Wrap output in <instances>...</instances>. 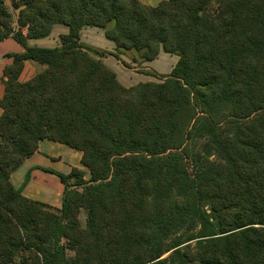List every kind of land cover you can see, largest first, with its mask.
<instances>
[{"label":"trees","instance_id":"trees-1","mask_svg":"<svg viewBox=\"0 0 264 264\" xmlns=\"http://www.w3.org/2000/svg\"><path fill=\"white\" fill-rule=\"evenodd\" d=\"M7 1L0 43L24 52L0 80V264H264V0H10L17 18ZM56 25L60 47L27 45ZM85 27L115 54L82 44ZM162 51L171 74L130 88L103 61ZM45 140L90 175L37 168L60 180V208L23 195L30 174L11 182Z\"/></svg>","mask_w":264,"mask_h":264},{"label":"crops","instance_id":"crops-1","mask_svg":"<svg viewBox=\"0 0 264 264\" xmlns=\"http://www.w3.org/2000/svg\"><path fill=\"white\" fill-rule=\"evenodd\" d=\"M139 1L146 6L156 7L165 0ZM68 32L69 30L67 27L63 25H56L53 27L50 36L43 39L28 40L27 45L32 48L54 49L61 46V37L66 35ZM80 41L82 44L90 45L100 51L110 53L116 52V45L106 39L104 31L101 29L91 27L83 28L80 32ZM23 52V47L12 38L0 43V80L4 75V70L13 63V59L9 56L13 54H21ZM103 61L117 75V79L120 84L126 88L136 86L140 83L154 82V78L151 76L144 75L140 72L135 73L126 71L122 64L112 57L105 58ZM178 61L179 58L177 56L169 55L162 51L155 61L146 63L142 67L148 72L165 76L171 74ZM31 65V62L25 63L24 71L20 78L21 81H24L23 79L26 77L24 76L25 73L27 75L25 81L31 79L33 75H35L34 71L30 72V74L25 72L28 66ZM3 95L4 86L0 84V98H2ZM1 114L2 110L0 109V116ZM66 149H68L66 146L54 143L52 141L45 140L41 142L38 152L30 159L26 160L24 164L12 175L11 182L14 188H21L25 183L27 175L30 174V179L26 184V187L23 189V195L26 198L33 201L37 200L36 196H33V194L30 192L31 187L39 189L42 194L57 196L56 192H53V190L47 189L44 186H47V183H51L54 185V190H61L60 187L62 185L58 177L47 174L41 170H38L37 168L53 170L64 175L70 174L72 169L79 168L78 166L81 163L82 156H79L80 154L78 151L76 152V155H73ZM67 159L69 160V163H66ZM47 205L49 204L47 203ZM50 205L54 208H60L61 206L57 204Z\"/></svg>","mask_w":264,"mask_h":264},{"label":"rangeland","instance_id":"rangeland-1","mask_svg":"<svg viewBox=\"0 0 264 264\" xmlns=\"http://www.w3.org/2000/svg\"><path fill=\"white\" fill-rule=\"evenodd\" d=\"M7 4H8V7L10 8V10H12V12L14 13V15H15V17L17 18V15H18V12L17 11H15L14 9H13V7H12V5H11V1L10 0H8L7 1ZM69 34V32L66 34V35H68ZM66 35H63V36H66ZM62 36V37H63ZM85 46H87V47H92V46H90V45H85ZM113 54H115V53H113ZM119 56V58L121 59V61H123V62H125L129 67H127V66H124L123 65V63L121 62V61H119L121 64H122V66H123V68L126 70V71H129V72H140L141 73V71L142 70H144V68L142 67L143 65L141 64V61L139 60V59H137L136 57H137V55L135 54V53H124V54H120V55H118ZM108 58V57H107ZM112 58H114V59H116L115 57H112ZM137 59V63H134L133 62V60L134 59ZM117 60V59H116ZM37 68H38V66L35 64V63H32V65L31 66H28V68H27V70L25 71V72H27V73H29L30 74V72H33L34 71V74H35V72L37 71ZM153 75H154V82H157L158 81V79L159 78H161V77H163V75H159V74H156V73H152ZM170 75V74H169ZM24 76H26L27 77V75H26V73H25V75ZM34 76V75H33ZM165 76H167V75H165ZM25 77V78H26ZM25 78L23 79L24 81L23 82H25ZM27 81V80H26ZM66 148H68V147H66ZM66 150H68L69 152H71L73 155H76L77 153V151H73V149H71V148H68V149H66ZM79 156H82V153L81 152H79ZM71 157V156H70ZM74 158V157H73ZM72 158V159H73ZM82 159V158H81ZM74 162V161H73ZM66 163H69V160L67 159V161H66ZM79 168L78 169H80V170H82L83 171V173L85 174V179L86 180H88L89 178H90V175H89V171L80 163L79 164V166H78ZM47 186H44L45 188H47V189H50V190H53V192H56V194H57V196H50V195H46V194H42L40 191H39V189H35L34 187H31V189H30V192H31V194H33V196H36V198H37V202H41V203H48L49 205L50 204H57V205H61V203H62V197H63V186H61L60 188H61V190H54L53 189V184H51V183H47L46 184ZM51 206V205H50ZM61 207V206H60ZM78 221H79V223H80V225L84 228L85 226H86V224H87V216H86V213L85 212H81L80 213V215L78 216ZM62 246L65 248V252H66V255L70 258V257H73L74 256V251H72L70 248H68V246H67V244H66V242H64V243H62Z\"/></svg>","mask_w":264,"mask_h":264}]
</instances>
